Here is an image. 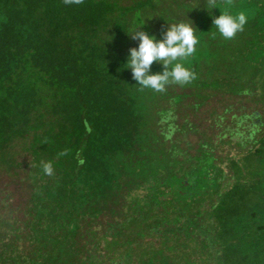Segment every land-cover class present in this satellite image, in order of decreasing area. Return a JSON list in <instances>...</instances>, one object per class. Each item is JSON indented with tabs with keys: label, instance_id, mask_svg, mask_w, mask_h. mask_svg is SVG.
I'll use <instances>...</instances> for the list:
<instances>
[{
	"label": "trees",
	"instance_id": "16d2710c",
	"mask_svg": "<svg viewBox=\"0 0 264 264\" xmlns=\"http://www.w3.org/2000/svg\"><path fill=\"white\" fill-rule=\"evenodd\" d=\"M126 1L0 0V169L33 185L23 207L0 197V264H264V0L221 5L248 17L231 40L207 0ZM181 14L199 43L178 62L197 78L141 91L130 35L163 39ZM172 87L216 90L195 111L218 92L262 108L213 110L207 133L179 123L189 96Z\"/></svg>",
	"mask_w": 264,
	"mask_h": 264
},
{
	"label": "clouds",
	"instance_id": "9594fccd",
	"mask_svg": "<svg viewBox=\"0 0 264 264\" xmlns=\"http://www.w3.org/2000/svg\"><path fill=\"white\" fill-rule=\"evenodd\" d=\"M63 2L66 5H81L84 0H63ZM207 3L209 8L221 9L222 4L232 5L233 0H207ZM221 12L220 16L213 18L214 27L224 39L231 40L238 32L244 30L248 17L244 12L236 15L230 14L227 10L221 9ZM143 26L144 24L134 35H130L132 39L139 41V47L129 50L130 56L127 61V68L131 69L132 78L138 82L140 90L148 88L155 92H165L170 84L184 86L194 81L197 78L196 73L178 62L192 56L199 43L192 24L185 22L171 24L160 40L143 31ZM154 62L161 63L164 70L152 74L151 68ZM67 155V150L57 153V157ZM41 169L45 175L54 174L52 161H41Z\"/></svg>",
	"mask_w": 264,
	"mask_h": 264
},
{
	"label": "rangeland",
	"instance_id": "374dc122",
	"mask_svg": "<svg viewBox=\"0 0 264 264\" xmlns=\"http://www.w3.org/2000/svg\"><path fill=\"white\" fill-rule=\"evenodd\" d=\"M127 4L130 3V0L126 1ZM125 3V4H126ZM167 6L164 3V8ZM180 20L184 22H188L189 24H192L194 27L193 22H190V19L187 18L184 14L180 15ZM174 23H169L168 25H165L168 27L169 25ZM160 28V27H159ZM209 34V33H208ZM249 65L243 64V67L240 68V71L242 73L246 72ZM238 71L239 73H241ZM224 72V68L222 67L221 73L216 74L215 77L222 76ZM241 73V74H242ZM251 76L252 73H249ZM173 89V90H172ZM172 91L176 93H185L187 96H189L182 104L183 110L179 113V123H182L184 121V118H188L190 122L198 125H201L202 131H206L207 133H210V121L208 120V113L215 110L218 113H222L226 105H233V112L236 113H242L243 110L252 111L255 108L261 109L262 105L258 104L257 106L254 104L251 99L248 97H237L233 95H227V93L218 92L214 97L210 98L204 105H202L198 111L194 110V107L192 103L195 101L196 94L199 95H205L208 94H215L216 90H211L209 88L207 89H201L199 88H193V87H187L185 90L180 89L179 87H172ZM164 102H162L163 104ZM155 101L153 103H149V107L147 108L148 112V127L145 131V135L147 136V142L152 143L153 138H156L158 136V125L154 121V118H157L156 113V106ZM161 104V105H162ZM245 107V108H244ZM232 112V113H233ZM153 119V120H152ZM160 128V126H159ZM198 139L199 137L197 135H191L190 136V142L194 145V147H198ZM32 188L33 185L29 180V172L27 171H19L18 176L14 177L13 173L6 172L5 170L0 169V197L4 198L5 196H9L10 204L12 207L20 208L23 207L24 204L27 203V200L29 196L32 194ZM116 197H121L116 196ZM120 211V207L119 210ZM101 222L105 221V219L100 220ZM98 226V224L96 225Z\"/></svg>",
	"mask_w": 264,
	"mask_h": 264
},
{
	"label": "water",
	"instance_id": "95a60500",
	"mask_svg": "<svg viewBox=\"0 0 264 264\" xmlns=\"http://www.w3.org/2000/svg\"><path fill=\"white\" fill-rule=\"evenodd\" d=\"M195 179H196V177H192V178H191V184L194 183Z\"/></svg>",
	"mask_w": 264,
	"mask_h": 264
}]
</instances>
